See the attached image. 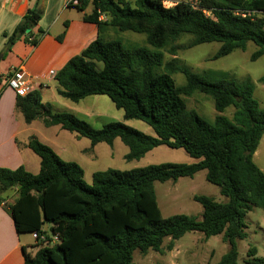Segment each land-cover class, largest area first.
<instances>
[{"label":"trees","instance_id":"obj_1","mask_svg":"<svg viewBox=\"0 0 264 264\" xmlns=\"http://www.w3.org/2000/svg\"><path fill=\"white\" fill-rule=\"evenodd\" d=\"M68 5L83 11L84 21L96 24L98 34L56 72L59 95L74 102L107 95L126 118L147 122L154 134L122 121L96 128L75 113L55 111L36 90L17 94L16 107L25 121L60 125L89 138L92 147L99 142L112 145L119 137L129 147L127 160H138L160 145L183 148L197 160L96 170L88 184L80 164L63 159L37 137L29 138L28 146L41 159L38 173L22 165L0 166V204L17 192L7 205L16 230L46 234L50 242L38 241L33 245L39 247L35 253L24 246V264H134L135 250L161 251L166 237L170 238L167 249L173 250L175 240L189 231H201L206 237L223 233L229 250L218 263L237 264V240L246 237L245 216L254 207L264 208V170L254 160L264 135V107L255 98L252 79L239 81L223 70L193 72L177 58L166 62L164 49L177 55L183 48L177 41L190 34V46L221 43L213 59L245 50L253 42L257 48L251 60H257L264 55V0H200L197 8L186 0L170 7L163 0H70ZM89 6L91 12H85ZM42 16L39 6L28 8L12 32L4 33L1 57L20 39L38 45L46 33L42 28L34 31ZM68 25L65 21L57 40L64 39ZM111 27L146 34L153 50L107 38ZM177 72L186 78L183 85L176 84ZM195 93L213 98L218 112L214 118L205 119L188 108L184 96ZM228 107H234L231 117L223 113ZM203 169L227 200L196 194L194 199L203 206L202 218L186 214L163 218L154 183L193 177ZM46 222L51 224L48 232ZM256 252L253 246L249 254ZM246 263L264 264V259Z\"/></svg>","mask_w":264,"mask_h":264},{"label":"rangeland","instance_id":"obj_2","mask_svg":"<svg viewBox=\"0 0 264 264\" xmlns=\"http://www.w3.org/2000/svg\"><path fill=\"white\" fill-rule=\"evenodd\" d=\"M64 1L65 5H67L68 0H51L52 3L50 4L51 7H57L60 2ZM131 1L133 2L134 0ZM39 3L40 8L45 7L46 0H40ZM91 7L89 6V9ZM70 12L72 15H76L79 11L70 9ZM43 15L42 25L46 27L45 25L52 20V13L47 10V13ZM106 37L109 39L121 38L134 46H147L153 50L147 44L146 34L144 33L121 31L111 27L106 32ZM192 39V35L183 34L180 40L177 41L178 44L183 45V48L178 50L177 55H172L168 49H164V60L167 62L177 58L179 64L188 67L193 72L223 70L229 72L231 78L239 81L250 78L255 82V98L264 107V82L260 81V78L264 76V55L257 60H251V55L257 48L253 42H249L245 50L236 49L228 55L213 59L221 43L213 41L190 46ZM2 66H4L3 63L1 64ZM160 70L163 71V68ZM173 77L177 85L186 83L183 73H174ZM58 94L56 93L57 101L51 100L53 109L77 113L96 128H101L108 122L122 121L145 133L154 134L153 128L147 122L126 118L124 110L116 107L107 95H91L79 102H74ZM184 97L188 108L195 109L205 119H212L218 114L211 96L204 93H195L192 96ZM233 111L234 107H228L223 113L231 117ZM59 126L49 128L42 120L37 119L32 126L34 129L32 132L38 138L43 139L41 140L43 142V135L45 134L49 141L47 144L61 155L63 159L76 161L80 164L84 168V178L88 184H91L96 170H106L108 168L125 170L162 162L193 163L197 160L191 157L183 148H171L169 145L157 146L138 160H127L125 155L129 152V147L119 137L114 140L112 145L106 142H99L95 147H92L89 138L82 137L79 139L76 137V133ZM58 130V135L54 136V132L56 133ZM31 152L35 158H39L34 151ZM254 160L264 170V135L260 140ZM206 175L207 170L203 169L198 171L193 177L183 176L177 181H156L154 186L157 202L163 218L176 214L202 218L203 206L194 199L196 194L210 195L219 202L226 201L227 198L220 193L219 186L209 182ZM245 222L247 224L245 229L246 237L237 240V264H248L246 262L253 261L255 258L264 259V208L254 207L246 214ZM44 226L48 232L51 224L46 222ZM31 234L27 232L24 235L28 243L33 244L35 239ZM222 238L223 233L206 237L201 231H189L175 240L173 250L167 249L170 238L166 237L161 251L149 249L146 253H142L137 249L134 252L133 261L134 264H219L218 262H220L222 256L229 250V244ZM253 246L256 247L257 252L255 255H250L249 251ZM29 247L33 249V247L37 246L31 245Z\"/></svg>","mask_w":264,"mask_h":264},{"label":"crops","instance_id":"obj_3","mask_svg":"<svg viewBox=\"0 0 264 264\" xmlns=\"http://www.w3.org/2000/svg\"><path fill=\"white\" fill-rule=\"evenodd\" d=\"M39 2L40 0H0V54L7 39L4 33H11L28 8L35 5L40 7ZM50 3H52L51 0H46L45 7L41 8L43 14L50 10L52 20L43 27V15L34 29L36 34L38 28L46 31L38 45L33 46L26 43L24 39H20L5 57L0 55V166L2 167L14 169L22 165L27 170L38 173L41 160L39 156V158L33 156L31 152L33 150L28 146L29 138L37 137L32 132L34 131L32 126L36 120L31 123L25 121L23 113L16 107L17 93L6 85L4 76L12 68L22 67L31 78L33 90L39 91L43 101L52 105L51 100H58L56 97L58 92L55 76L49 74L50 70L57 72L98 34L96 24L84 21L83 11L70 7L68 4L65 5V1L60 2L57 7H51ZM70 9H76L79 12L72 15ZM91 10L92 7L90 9L88 7L85 12H91ZM65 21H68L69 25L64 39L59 41L56 36L65 29ZM2 63L4 66L1 67ZM54 110L59 111V109ZM53 126L59 125L48 127ZM58 133L59 130L54 132V136ZM43 136L44 142L48 143V137L45 134ZM76 137L82 138L77 135ZM38 139L43 140L40 137ZM16 196L17 193L14 191L6 202L0 204V264H24L23 247L26 246L27 251L31 253H35L39 248L29 247L38 242L33 236L35 242L28 243L25 233H18L16 230L13 217L7 207Z\"/></svg>","mask_w":264,"mask_h":264},{"label":"built area","instance_id":"obj_4","mask_svg":"<svg viewBox=\"0 0 264 264\" xmlns=\"http://www.w3.org/2000/svg\"><path fill=\"white\" fill-rule=\"evenodd\" d=\"M73 2H77V0H73ZM178 0H163L165 6L170 7L176 4ZM188 2L194 7H199L200 0H188ZM50 75L55 76L56 71L50 70ZM1 78V76H0ZM7 83V86L12 88L17 94L25 96L26 93L33 91V84L31 82V78L29 74L22 68H12L7 72V74L3 78ZM37 241H43L44 243L49 242L46 234H39L38 232H33L31 234ZM58 240V235L53 237V241Z\"/></svg>","mask_w":264,"mask_h":264},{"label":"water","instance_id":"obj_5","mask_svg":"<svg viewBox=\"0 0 264 264\" xmlns=\"http://www.w3.org/2000/svg\"><path fill=\"white\" fill-rule=\"evenodd\" d=\"M29 31H30V29L28 28V29H27V32H29Z\"/></svg>","mask_w":264,"mask_h":264}]
</instances>
